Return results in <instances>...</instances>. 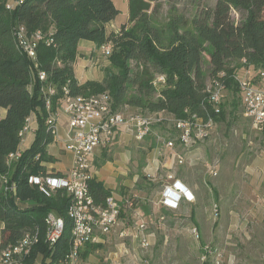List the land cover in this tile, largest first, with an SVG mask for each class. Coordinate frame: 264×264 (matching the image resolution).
<instances>
[{
	"label": "trees",
	"instance_id": "1",
	"mask_svg": "<svg viewBox=\"0 0 264 264\" xmlns=\"http://www.w3.org/2000/svg\"><path fill=\"white\" fill-rule=\"evenodd\" d=\"M151 1L127 0L129 25L108 31L106 25L119 14L113 0H22L13 9L6 8V0H0V109L5 110L0 118V178L7 179V184L0 181V248L16 244L26 231L37 230L38 241L24 256L23 264H64L70 254L71 196L61 189L45 192L29 183L32 175L54 172L48 169L56 158L48 151L53 134L46 119L60 107L66 96L64 88L69 96L108 91L115 109L128 104L142 112L166 111L183 118L185 110L199 115L211 110L201 65L205 51L209 79H218L234 92L239 91L235 79L238 68L264 69V0H215L213 6L203 5L202 0H167L184 1L194 8L193 31H180L173 23L167 44L150 25ZM17 25H23L28 34L52 33V43L40 41L35 47V64L16 44L13 31ZM81 40L91 41L97 48L111 43L108 58L117 71L109 72L102 81L79 82L73 64ZM231 61L237 63L231 65ZM131 62L140 70L135 72ZM39 72L45 73L44 81L39 79ZM157 75L164 77L159 90L153 84ZM46 85L56 88L49 108L42 91ZM130 87H135L136 95H130ZM31 114L37 123L34 138L16 160L7 163L8 154L15 152L22 140L20 131ZM226 116L221 104L215 120L224 121ZM88 187L97 204L112 195L93 177ZM49 212L63 219L62 234L52 247L45 240ZM99 247L85 244L79 256L85 259Z\"/></svg>",
	"mask_w": 264,
	"mask_h": 264
},
{
	"label": "built area",
	"instance_id": "2",
	"mask_svg": "<svg viewBox=\"0 0 264 264\" xmlns=\"http://www.w3.org/2000/svg\"><path fill=\"white\" fill-rule=\"evenodd\" d=\"M21 2L22 0H6L5 5L7 9H13ZM13 33L17 46L34 64L35 47L38 42L43 41L47 45L52 43L51 32L44 34L36 31L28 34L23 25H17ZM99 49L104 56H109L112 44L105 43ZM242 69L241 76L235 75L242 102V116L250 120L255 128L261 129L264 127V87L260 82L264 81V69L254 70L251 67ZM39 79L43 81L46 79L44 72H39ZM158 81L164 82L163 75L158 76ZM153 84H156V80H153ZM206 89L209 94L210 111L206 110L204 115H199L185 110L187 113L185 117L176 118L166 111L123 112L121 108L115 109L108 91L69 96L64 88L66 96L60 108L67 116V133L62 146L70 156V166L64 172L54 170L53 174L32 175L29 178V183L36 185L40 190L53 192L61 189L72 198L68 207V216L72 220L71 248L68 261L64 264H78L79 252L83 246L95 242L100 234L112 232L124 206H133L131 198L120 201L113 195L107 196L103 204L94 202L89 192L88 180L92 177L89 169L95 148L112 143L120 131L133 135L137 140H143L153 126L165 121L171 122L176 132L174 137L163 139L165 147L173 149L176 143L187 148L195 146L213 134L217 124L215 116L221 111L222 96L226 87L214 78L208 80ZM42 91L46 99V108H49L50 96L56 93V88L53 85H46ZM59 111L57 108L56 112L50 113L46 119L55 144L59 142L56 124ZM29 131H31L30 117L26 119L20 131L22 140ZM21 152L22 150L17 148L15 152L9 153L6 162L16 160ZM174 157L179 163L184 161L181 154L175 152ZM212 174L216 173L212 172ZM0 181L2 184H7L5 176H2ZM10 188L12 189L13 186L11 185ZM181 200H193L190 190L178 181L164 186L161 198L164 206L176 208ZM45 225V240L52 247L62 234L63 219L49 212L45 217ZM146 227L143 222L137 224V228L142 231ZM196 231V228L192 229L195 237L198 236ZM144 238H141V245L147 246L149 241ZM37 241V230L24 232L16 244L0 248V264H23L24 256ZM205 249L209 254L212 252L208 246Z\"/></svg>",
	"mask_w": 264,
	"mask_h": 264
},
{
	"label": "rangeland",
	"instance_id": "3",
	"mask_svg": "<svg viewBox=\"0 0 264 264\" xmlns=\"http://www.w3.org/2000/svg\"><path fill=\"white\" fill-rule=\"evenodd\" d=\"M214 2L215 0H202V4L207 6H213ZM113 3L119 9V14L106 25L108 31H118L122 25H129L127 0H113ZM149 12L150 25L157 29L163 44L168 43L171 33L170 26L173 23L180 31H193L191 18L194 8L184 1L172 3L167 0H153L150 3ZM206 46L209 49V46ZM77 52L78 68L87 72V76L82 81L86 78L102 81L109 72L117 71L111 65L108 56H104L101 50L91 41L82 40ZM236 63L230 62L231 65ZM130 64L135 72L141 68L135 62ZM201 65L207 77L206 83H208L210 63L207 51L202 54ZM242 68H238L237 75H242ZM158 76L154 78L157 90L163 84L162 81H158ZM136 94L135 87H130V95ZM232 101H235L234 107ZM222 106L227 112L226 119L216 124L215 132H213L211 138L199 142L197 146L202 145L206 148L205 152L210 163L208 165L210 171L213 172L214 165L218 162L220 174L225 175L226 186L221 188V186L212 187L209 185L208 195L210 200L209 209L213 211L214 217L218 215L219 205L217 202L219 194L221 195L222 219L223 217L227 219L228 211L233 209L232 199L234 195L239 193L236 189L238 188V182L245 178L244 168L252 155L256 153V146L261 147L264 145V127L261 129L255 128L250 120L242 116V102L239 91L234 92L226 88L222 96ZM121 111L134 112L140 110L124 104L121 106ZM2 112V109H0V115L3 114ZM165 125L172 126L171 122L168 121H165ZM48 149L61 164L70 158L69 155L63 157L64 152L57 145L51 144ZM54 165L49 164L48 169H52ZM228 184H233L234 188H229ZM215 188H220L219 193ZM130 198L133 201L131 208H137L134 197L131 196ZM148 203L145 200V204H142V206L146 205L147 210L152 213V208L147 205ZM184 209L183 205L176 211L164 207L160 208L150 215L147 221L143 219L140 221L147 226L144 231L137 228V222L130 223L129 226L125 222L124 227H121L119 216L113 231L116 237L114 238L111 235L109 240H104L99 250L93 251L85 259L79 256L78 264H202L204 262L207 264H252L251 256L253 252L258 250L264 255V238L256 240L249 223L241 228L237 226L234 229H229L225 227V222L222 221L220 230L216 226V228L206 230L200 229L186 215ZM215 209H217V212H215ZM194 228L197 230V237L192 233ZM142 237L149 241L147 246L141 245ZM206 246L211 248L212 252L210 254L206 251ZM39 260L40 257L37 263ZM253 264H264V259L259 263L254 261Z\"/></svg>",
	"mask_w": 264,
	"mask_h": 264
},
{
	"label": "crops",
	"instance_id": "4",
	"mask_svg": "<svg viewBox=\"0 0 264 264\" xmlns=\"http://www.w3.org/2000/svg\"><path fill=\"white\" fill-rule=\"evenodd\" d=\"M81 41H79V45ZM76 62L73 64L75 77L79 82H83L88 79L82 81L87 76V72L84 69H79V62ZM260 84L264 87V81H261ZM133 108L140 110L136 107ZM58 109L60 111L56 124L59 142L51 144L57 145L59 149L63 150V140L67 133V116L60 107ZM2 111L3 114L0 115V118L5 114V110L2 109ZM29 117L31 131L21 140L18 146L21 150L30 145L37 127L35 115L31 114ZM175 133L173 126L169 127L165 123L153 126L143 140H137L133 135L120 131L112 143L98 146L93 151L90 165L91 176L100 181L105 188L110 189L116 199L123 201L133 196L136 202L138 209L124 206L119 219L121 227H124L125 222L129 226L130 223H139L142 219L147 221V218L160 208L176 211L183 205L186 215L200 229L217 227L220 230L222 221L229 229H234L237 226L241 228L249 223L256 240H262L264 238V145L256 146V153L252 155L244 168L245 178L238 182L236 189L239 193L232 199L233 209L228 211L227 219L224 217L222 219L221 195L219 194L217 202L219 205L217 217H214L213 211L209 209L208 195L209 185L223 188L227 184L224 180L225 175L220 174L218 162L214 165L213 170L216 174H212L208 167L210 163L207 160L204 146L196 144L187 148L176 143L173 149L165 147L163 139L172 138ZM63 152V157L69 155L64 150ZM175 152L183 156L182 163L175 159ZM49 153L54 155L50 151ZM53 165L56 170L64 172L70 166V158L63 164L56 160ZM175 181L190 190L193 200H181L176 208H168L160 202L161 193L164 186L171 185ZM227 186L234 188L233 184ZM215 190L218 192L220 188H215ZM145 200L149 202L147 205L151 206L152 213L147 210L146 205L142 206L145 204ZM1 227L2 225L0 229ZM113 231L105 235L100 234L97 240L90 244L102 246L104 240H109L111 235L116 237ZM262 259H264V255L261 251L253 252L251 256L253 263L254 261L259 263Z\"/></svg>",
	"mask_w": 264,
	"mask_h": 264
}]
</instances>
